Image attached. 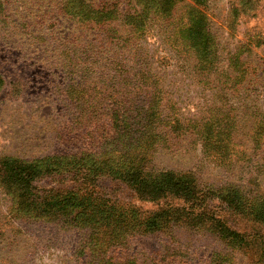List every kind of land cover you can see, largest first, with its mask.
<instances>
[{"label":"rangeland","instance_id":"rangeland-1","mask_svg":"<svg viewBox=\"0 0 264 264\" xmlns=\"http://www.w3.org/2000/svg\"><path fill=\"white\" fill-rule=\"evenodd\" d=\"M87 2L117 17L82 24L61 0H0V160L50 158L30 196L0 175V264H91L97 245L120 263L264 264L261 155L249 157L252 120L235 117L243 103L264 111V0L200 7L215 58L204 70L179 32L193 0L152 13L141 33L125 18L137 0ZM233 67L246 70L241 82ZM213 116L216 135L233 130L231 151L227 140L205 145L198 126ZM58 156L90 160L65 167ZM165 174L190 195L176 186L153 196ZM70 212L96 224L81 229Z\"/></svg>","mask_w":264,"mask_h":264},{"label":"trees","instance_id":"trees-1","mask_svg":"<svg viewBox=\"0 0 264 264\" xmlns=\"http://www.w3.org/2000/svg\"><path fill=\"white\" fill-rule=\"evenodd\" d=\"M137 1H138L137 3L141 5V10L139 9L135 11V13H129L125 16V18L127 23L133 27L134 31H136L137 33H141L145 29L147 19L152 13H155L158 16L171 15L174 12L175 8L183 0H137ZM193 2L195 5L188 6L186 12L188 20L186 23H183L182 25L179 26L180 27L179 32L181 33V36L186 42V44L190 46L191 50L197 53L198 59L200 60L201 65L203 66L200 68H202L203 70L212 69V66L214 65V61H215V58L211 56L213 50V45H212L213 38L209 28V19L207 17V14L205 13L204 10L200 8L201 6L206 5L207 0H193ZM61 4L62 5L60 7V10L62 11V13H64L67 17L73 20H77L78 22H81L82 24H87L90 22L100 24L103 23L104 21L113 19L115 15L117 17L116 13H118L116 8H109V7L96 8L95 6L89 4L87 0H61ZM207 64H211V66H208ZM233 68H235L233 72L241 71V68L240 69H238V67H233ZM231 76L234 80H238L239 82H241V80L245 79L246 77V70L243 69L235 77L234 75ZM1 85H3V79L0 77V87ZM68 93L72 98H74L73 96L76 92L70 90L68 91ZM235 117L237 118L238 122L240 121L241 117L252 120L251 138L254 143V150L252 154L249 155V157L250 159H253L254 154L257 155V151H258V153L261 155L258 164L264 171V152L262 150V145L264 142V111L257 106L256 107L249 106L243 103V105L236 108ZM217 120L218 118L216 116L209 117L208 121L202 122L200 126H198V129L202 128L201 132L204 137L205 145L206 146L211 145V148L212 146H214V148L219 149L221 148V145L219 143L223 142L224 140H227L225 150L231 151L229 147L232 143L233 130H231V133L229 134L226 133L225 136H222L223 133L221 132L218 133V135H216L213 130H214L215 122ZM177 127H180V125H178ZM236 129H238V125H236L235 130ZM214 137H216V139H214ZM150 142L152 146L155 145L156 144L155 137L151 138ZM143 159L144 158H141L140 160ZM56 160L57 162L59 161L60 166H65V167L83 166L87 168L89 164L88 160L90 159L89 157H82L78 161L68 156H58ZM45 161H50V158L33 160V161L22 160L13 157L3 158L0 160V175L2 178L4 177L6 180L8 179L12 183V185L13 184L16 185V191H18L21 194L23 193L29 194L30 196L31 195L30 189L32 187V182L34 181V179L38 177L39 174L38 170ZM56 168L59 169L60 167L57 166ZM137 176L139 177L140 175ZM181 179L182 177H178L177 175L178 185L174 184L168 188L169 185L168 175L167 174L160 175L156 183L152 185L151 193L153 194V196H158L161 193V190H167V189L174 190L177 186L180 188L178 194H185V196H188L190 195L191 192V190H188L190 186L187 183H181ZM144 184H145L144 181H142L141 183H137L135 188L137 190H143L142 186H144ZM11 190L15 192L14 188L9 190L10 193L12 192ZM22 199L23 201L26 200L25 198ZM27 200L30 203L38 204L36 201H30L29 199ZM73 204L79 209L81 216L84 215V213L81 211V209L83 208V202L81 200H78L77 197H73L71 200H68V205L72 207ZM262 208L260 207L259 210L263 212L264 203L262 205ZM79 216L80 215L78 214L76 215L73 214V218H71L69 222L81 229H84L87 226H92L94 222L96 224V221L93 219H88L84 216L83 219H80ZM157 217H160V215ZM157 225H159V223L153 224L151 227L145 229L144 232L146 233L151 232L153 230V227L157 228L156 230L159 231V229L161 228H158ZM226 232L227 235L230 236V230L228 228H226ZM233 234H235V236L229 239L236 240L240 238L239 243L236 244L239 247H242V243L246 242L245 237L242 236V234L237 231L233 232ZM231 246L233 248H237L233 246V243L231 244ZM112 248L113 247L103 248V246L101 245L95 246L93 253V262H91V264H138L137 260L134 259L132 260L129 259L125 263L124 262L120 263V262H116L117 260H115L114 257L112 258L111 256L107 257L108 255L106 254L111 252ZM169 264H173V263L170 262Z\"/></svg>","mask_w":264,"mask_h":264}]
</instances>
